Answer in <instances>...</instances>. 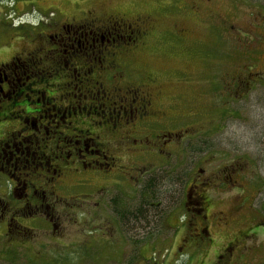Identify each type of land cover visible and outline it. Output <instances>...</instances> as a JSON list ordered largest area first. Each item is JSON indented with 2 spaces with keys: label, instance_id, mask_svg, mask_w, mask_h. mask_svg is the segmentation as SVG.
Listing matches in <instances>:
<instances>
[{
  "label": "rangeland",
  "instance_id": "obj_1",
  "mask_svg": "<svg viewBox=\"0 0 264 264\" xmlns=\"http://www.w3.org/2000/svg\"><path fill=\"white\" fill-rule=\"evenodd\" d=\"M160 8L157 0H0V70L4 69L3 64L19 58L24 64V68H19L24 70L17 71L19 81L15 84L40 79L33 74L41 72L39 76L45 81L37 87L49 90L52 84L66 82L48 72L52 71L50 67L55 57L58 58L57 50L61 49L52 43L50 36L58 33L68 19H81L83 12L88 10H94L101 17L121 14L130 19L149 14L154 18L155 31L145 44L126 53L127 67L135 74L150 71L160 77L163 92L174 96L169 100L164 98L165 102L175 103L177 110L174 111L186 114L193 108L209 107L216 109L215 115L223 116L219 100L228 74L254 71L264 76V0H217L210 11L204 8L206 12L200 17L191 14L188 7L165 11ZM176 25L187 29L186 39L171 38L160 31ZM39 48H44L50 61L48 57L38 61L44 55L42 51L36 52ZM30 52H36L32 56L36 60L31 58L32 62L27 60ZM8 69L4 74H10ZM182 72L191 74L189 83L179 84L177 77H168ZM4 74L2 71V76ZM259 77L263 83L254 86L247 102L241 101L246 107L239 108L241 112L237 116L225 117L219 129L214 128L210 138L214 147L211 153L194 159L196 162L199 158L197 165L200 161L199 165L205 167L208 159L213 160L214 165L227 166L242 158L248 165L246 179L252 180L251 174H256L258 179L252 183L248 181L243 191H209L212 203L206 211L205 222L190 212L188 206L193 208L190 200L185 205L184 195L174 193L173 170H168L177 166V157L166 162L153 159L142 163L148 169L158 164L165 166L162 171L148 172L147 180L136 182L130 176L134 175L130 167L141 159L109 136L113 135L109 128L82 117L83 122L74 123L78 130H90L108 139L111 153L124 166V177L102 170H65V186L48 198L49 205L33 203L27 207L22 197L12 195L16 181L11 187V175L0 174V198L4 201L3 207H7L6 213L0 215V264H264V77ZM24 92L28 93L23 91L22 94ZM38 97L41 95L33 94L31 98ZM191 119H177L175 128L189 132L188 127L194 124ZM20 122L18 117L0 120V138L20 129ZM186 141L183 140L178 148H184ZM85 143L90 144L86 140ZM84 154L87 161L98 159L90 152ZM181 154L182 160L187 159L186 163L192 166L185 152ZM212 168L215 172L216 166ZM40 176L36 175V184L39 180L42 182ZM27 178L28 182L34 181L31 175ZM150 179L158 191L159 201L148 206L139 225L132 226L130 221L125 222L114 214L108 201L113 197L125 201L128 195L135 200L132 199L134 203H129L127 208L135 207L139 201L136 198ZM38 195L41 196V192ZM120 209L125 212L123 207ZM215 212L218 213L213 217ZM13 216L19 220V225L12 220ZM20 216L32 220H20ZM217 216L229 219L228 223H220ZM206 225L209 234L198 240L193 235L198 232L195 229ZM17 227L24 235L19 239L15 237L12 242ZM133 228H138L137 234ZM233 240L240 243L230 252L226 251L224 258H219L228 242ZM139 241L146 244L141 252L134 250Z\"/></svg>",
  "mask_w": 264,
  "mask_h": 264
},
{
  "label": "flooded vegetation",
  "instance_id": "obj_2",
  "mask_svg": "<svg viewBox=\"0 0 264 264\" xmlns=\"http://www.w3.org/2000/svg\"><path fill=\"white\" fill-rule=\"evenodd\" d=\"M157 1L161 3L159 10L165 11L171 8L182 10L181 7H188L191 14L200 17L205 11L204 8L210 11L217 0ZM83 15L81 19H68L72 22L67 20L60 26L58 33L50 36L52 43L59 45L61 49L57 50L58 58L55 57L53 60L54 65L50 67L52 71H49L48 75L54 73L53 77L58 80L63 78L66 82L52 84L53 88L49 90L38 88V83L45 81V78L42 79V76H39L41 72H38L33 74V77L40 79L23 85L15 84L19 81V78H16L17 71L24 68L19 58L7 65H2L3 74L7 68L10 74L2 76L0 70V120L21 118L20 129L0 138V174L11 175L13 179L9 185L11 187L12 182L16 181L12 195L22 197L27 207L33 203L49 205L48 198L56 195L58 188L65 186V170L67 172L70 169H86L87 172L102 170L110 175L119 173L124 177L122 174L124 166L111 153L108 139L90 130H78L76 124L83 122L82 117H85L92 119L94 124L102 125V128H109L113 133L109 136L116 139L127 150L134 151L141 159L142 162L132 163L130 167L134 170V175L130 176L136 182L144 179L148 172L162 171L161 169L165 166L158 164L148 169L146 166L143 167L142 163L152 162L153 159L166 162L169 158L177 157V166L168 170H173L174 176L171 180L172 186L176 189L174 193L184 195L185 205L190 200V204L193 205V208L188 206L190 212L195 213V218L200 217L205 222L208 217L206 211L212 203L209 191L218 190L223 193L234 189L243 191L248 181L252 183L257 177L256 174H251L252 180L246 179L248 165L242 158L227 166L214 165L213 160L208 159L209 163L205 164V167L199 165L200 161L197 165L199 158L196 162L194 159L211 153L214 147L210 138L215 130L221 127L220 122L222 123L228 115L237 116L241 112L239 108L246 107L241 105V101L247 102V99L252 97L254 86L263 83L259 76H264L254 71L225 75L226 85L222 84L225 89L219 100L224 111L223 116L215 115L216 109H209V107L204 108L205 110L193 108L186 114L178 113L174 111L177 107H174L176 105L173 101H166L167 103L164 101L165 97L169 100L174 96L163 92L164 85L161 78L150 71L133 73V70L127 67L128 63L124 58L126 53L145 44V40L153 35L155 24L152 15L139 14L133 19L121 14L101 17L96 15L94 10L83 12ZM160 31L171 38L186 39L187 29L179 28L177 25L161 28ZM38 50L44 54L38 58V61L47 57L49 60V54L44 51V48H39L36 52ZM36 52L28 54V62L36 60L33 58ZM48 52L52 53V49ZM190 75L182 72L168 77H177L176 81L179 84H187L191 79L188 77ZM216 84H214L215 89L218 88L217 85H220ZM23 91L28 93L22 94ZM33 94L41 95V98L32 99ZM5 101L9 104L7 105ZM256 101L258 102L257 99ZM184 118H192L191 121L194 123L188 127L191 129L189 132H180L177 127L175 128L176 120ZM75 122L77 123L74 124ZM202 123L204 125L200 126ZM185 139H187L184 143L185 147L178 148ZM85 140L90 144H86ZM87 152L96 155L98 159L90 158L91 160L87 161L84 154ZM181 152H185L190 163L193 162L192 166L186 163L187 159L182 160ZM215 166V172H212V167ZM99 167L101 169H98ZM12 171L15 172L11 173ZM20 174L23 177H20ZM37 174L41 175L42 180V182L37 181L38 184L35 182ZM29 175L34 177V181L28 182ZM146 186L147 183L141 189V195L136 198L139 201L135 207L127 208L129 203H134L135 197L127 195L125 201L118 197L111 198L108 203L114 214H118L121 218L120 214L123 213L131 214L140 208L142 211L147 210ZM40 192L41 196L38 195ZM3 203L4 201L0 198V215L6 213L7 207H3ZM96 203L100 204V202ZM120 207H123L125 212ZM217 213H213V217ZM15 217L13 216L12 220H16L19 225V220ZM20 217V220H32L31 217ZM218 219L220 223L225 221L224 224L229 221L223 216ZM50 222L47 223L50 225ZM201 224L204 223L201 222ZM136 225L139 223L135 222L132 226ZM127 226L129 227L128 224ZM99 227L104 231L101 226ZM137 229L133 228L134 234H137L135 233ZM195 230L198 232L193 235L198 240L209 234L207 225L205 228ZM14 235L11 236L12 242L15 237L19 239L21 235H24V232L22 233L17 227ZM234 235L236 238L237 234ZM239 243L240 241L234 240L228 242L224 253L218 257L224 258L225 252H230ZM145 245L140 242L134 245V250L141 252Z\"/></svg>",
  "mask_w": 264,
  "mask_h": 264
},
{
  "label": "trees",
  "instance_id": "obj_3",
  "mask_svg": "<svg viewBox=\"0 0 264 264\" xmlns=\"http://www.w3.org/2000/svg\"><path fill=\"white\" fill-rule=\"evenodd\" d=\"M147 186H146V191L148 192V201H147V205L148 206H154L156 203V201L158 200L159 194L158 191H156L154 189V185H153V181L152 179H150L149 181L146 182ZM159 201V200H158ZM144 211L140 209L136 210L135 212H131V214H120L121 218L126 220V221H131V223H135V222H141L142 221V214ZM129 215V216H128ZM147 216V215H146ZM130 217V218H129ZM129 218V219H128ZM141 241V240H140ZM139 241V242H140ZM142 255V254H141ZM143 256V255H142Z\"/></svg>",
  "mask_w": 264,
  "mask_h": 264
}]
</instances>
